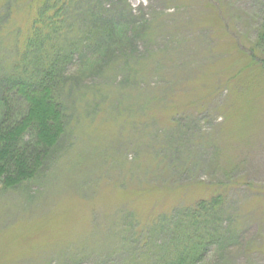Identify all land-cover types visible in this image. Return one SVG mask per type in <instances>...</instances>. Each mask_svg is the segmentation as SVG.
I'll return each mask as SVG.
<instances>
[{
    "label": "rangeland",
    "instance_id": "1",
    "mask_svg": "<svg viewBox=\"0 0 264 264\" xmlns=\"http://www.w3.org/2000/svg\"><path fill=\"white\" fill-rule=\"evenodd\" d=\"M263 2L83 0V26L93 13L123 17L134 51L95 77L73 65L55 157L36 179L0 180V264H135L133 222L148 231L218 187L225 237L203 264H264V54L253 50ZM38 3L0 0V73ZM169 142L176 152L159 160Z\"/></svg>",
    "mask_w": 264,
    "mask_h": 264
},
{
    "label": "trees",
    "instance_id": "2",
    "mask_svg": "<svg viewBox=\"0 0 264 264\" xmlns=\"http://www.w3.org/2000/svg\"><path fill=\"white\" fill-rule=\"evenodd\" d=\"M83 4V0H39L16 59L0 73V180L7 187L42 176L46 163L67 137L70 125L64 93L73 65L80 77H95L96 72L100 75L109 68L116 56L134 51L135 36H129L130 24L123 17L93 13L83 26V19L73 14L77 6H84L83 16L90 11V4ZM261 11L253 50L264 54V2ZM148 99L149 103L157 100ZM14 102L20 105L14 106ZM171 150L176 152L169 142L167 147L156 148L155 155L164 160ZM219 188L210 196L159 215L148 231L149 224L133 226V222L128 230L129 247L143 255L135 264H203L211 245L225 237L226 197ZM135 231L144 233L153 248L148 249L144 239L139 243Z\"/></svg>",
    "mask_w": 264,
    "mask_h": 264
}]
</instances>
